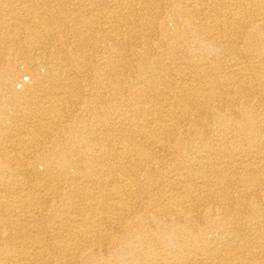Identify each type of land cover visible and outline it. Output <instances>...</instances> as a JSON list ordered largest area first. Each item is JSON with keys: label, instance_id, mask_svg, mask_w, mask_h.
<instances>
[{"label": "bare ground", "instance_id": "6f19581e", "mask_svg": "<svg viewBox=\"0 0 264 264\" xmlns=\"http://www.w3.org/2000/svg\"><path fill=\"white\" fill-rule=\"evenodd\" d=\"M233 5L0 0V264H167L210 232L201 264H264V0ZM228 176L248 208L212 217Z\"/></svg>", "mask_w": 264, "mask_h": 264}, {"label": "rangeland", "instance_id": "374dc122", "mask_svg": "<svg viewBox=\"0 0 264 264\" xmlns=\"http://www.w3.org/2000/svg\"><path fill=\"white\" fill-rule=\"evenodd\" d=\"M233 2H234V0H227V4H229V6H228V8H233L234 7V5H233ZM231 4V5H230ZM171 22L169 23V26H171ZM233 24V23H232ZM232 32H230V34L228 35L229 37H232ZM236 35V34H235ZM240 34L237 32V35L236 36H239ZM215 56V55H214ZM219 57H220V55H218ZM218 56H215V58H219ZM128 58V57H127ZM130 58H132L131 57V55L129 56V59ZM255 59V60H254ZM251 61H252V63H255L256 62V64H255V66H256V68H253V70H254V73H256V74H260L261 73V71L260 70H262V62L261 61H259V59H257V58H252L251 59ZM259 62V63H258ZM251 63V64H252ZM260 69V70H259ZM264 70V69H263ZM134 70H132L130 73H132ZM133 75H135V73H132ZM23 78H24V81H27L28 80V77L27 76H23ZM22 78V79H23ZM251 98V99H250ZM249 98V100H251L250 102H251V104L253 103L254 104V102L256 103L257 102V98H256V96H255V98H254V96L253 97H250ZM243 100L245 99L244 97L242 98ZM253 101V102H252ZM259 102H260V100L258 101V104H259ZM199 117H197V116H195V114H193L190 118H187V119H185L183 122H182V124H181V131H183V130H188V128H191L192 127V123L194 124V126H195V123H194V119H198ZM189 120V121H188ZM193 126V127H194ZM212 132H214V131H212ZM211 133V132H210ZM179 139H180V141L182 140V142H184L185 144L187 143H194L195 141H198V138H196V136L195 137H191L190 135H186V134H183V135H181L180 137H178ZM186 150V149H185ZM184 149H182L181 151H179V154H182L183 156H184V154H185V151ZM251 152V153H250ZM257 152H263V149L259 146V147H253L250 151H249V154H248V156H246V157H244V158H246V159H251V162H252V165L254 164V165H256V162H257V160H256V158L254 157V154H256ZM178 154V155H179ZM252 155H253V157H252ZM255 162V163H254ZM198 170H199V168H197L196 166H189V168H187V172H189V174H190V172H191V174L193 175V174H198ZM194 172V173H193ZM264 171L263 172H261V173H258L257 174V176H256V179L258 180L259 178L260 179H263L264 177ZM228 179H229V176L228 177H226V179H225V181H228ZM229 180H231V181H229L230 182V184H229V188H228V190H226V191H224V195L223 196H220L219 197V199L223 202L222 204H220V205H217V204H214V203H211V202H206V204H201L200 205V207H199V209H203V210H205L206 212H210L212 215V217H220L221 215H224V212H226V210L224 211V210H222L220 207H228V206H230L232 209V211L230 212V213H228V215L229 216H239V214H238V210H239V213L241 214L240 216H243L244 215V212H246V207L248 206H246V204H247V199L248 198H251L252 197V194L250 195L248 192H246L245 190H244V186H236V187H232V182H233V180H234V178H233V176H232V178L231 179H229ZM258 182V181H257ZM234 184V183H233ZM235 192V193H234ZM243 195L244 196V200L242 201V200H235V199H233V196L234 195ZM246 196V197H245ZM249 196V197H248ZM232 199V200H231ZM194 200V201H193ZM191 202L192 203H194V204H197V203H201V202H199V201H197L196 199H193ZM245 202V203H244ZM241 203V204H240ZM229 204V205H228ZM248 208V207H247ZM234 210H236V211H234ZM224 211V212H223ZM241 212H243V213H241ZM235 213V214H234ZM205 215H203V217H204ZM203 217L202 218H199V220H197V221H193V225H195V226H200V227H203L204 226V223H205V219H203ZM178 227V226H177ZM186 227V226H185ZM152 228H154V227H152ZM245 232V235H246V237H248V238H252V237H254L255 235H258L257 233H260V231H258V230H245L244 231ZM179 238L180 237H176V239H177V242H179ZM204 238H205V241L206 242H212V244H210V246H207V245H205V246H202L201 244H198V247H196V248H194L193 249V251L191 252V253H189V255L188 254H185L184 253V251H183V254H180V255H178V254H168L167 253V264H178V262L179 263H181V264H201V262H207V261H209L210 260V258H208L209 256H210V254H216V253H222L223 252V249H225L224 247L226 246H224V245H221L220 243H218V241H214L213 240V235H212V232H210L209 234L208 233H206L205 235H204ZM212 240V241H211ZM173 241H176V240H173ZM177 242H175L174 244H175V246H179V243H177ZM235 242V241H234ZM170 244V243H169ZM219 244V245H218ZM228 244H230V242L228 243ZM171 245H172V242H171ZM183 246V245H182ZM184 247V246H183ZM215 247V248H214ZM202 248V249H201ZM242 248V249H241ZM241 248H239V250H237V251H239V260H241L242 262L243 261H246V259H247V256H249L248 255V247H241ZM210 249V250H209ZM221 250V252H219L220 250ZM203 250V251H202ZM212 250V251H211ZM243 251V252H241V251ZM244 250H246V251H244ZM166 252H168V251H166ZM204 252V253H203ZM247 252V253H246ZM197 253V254H196ZM244 255V256H242V255ZM187 255V256H186ZM197 255H199V256H197ZM202 257V258H201ZM243 257V258H242ZM159 256L155 259V261H160L159 260ZM199 258V259H198ZM202 260V261H201Z\"/></svg>", "mask_w": 264, "mask_h": 264}]
</instances>
